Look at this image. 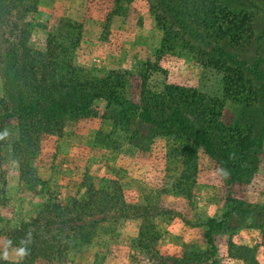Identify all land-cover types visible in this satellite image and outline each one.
Here are the masks:
<instances>
[{"label": "rangeland", "instance_id": "374dc122", "mask_svg": "<svg viewBox=\"0 0 264 264\" xmlns=\"http://www.w3.org/2000/svg\"><path fill=\"white\" fill-rule=\"evenodd\" d=\"M223 3L227 11L222 17L201 19L228 39V51L241 61L240 66L223 72H207L195 58L194 45L180 42L175 50L162 52L164 31L157 26L150 0H40L31 43L44 48L49 41L66 40L73 47L75 63L93 73L103 68L126 70L131 80L128 96L134 102L139 101L145 72L155 91L175 84L223 94L225 83L230 82L233 89L224 99L223 121L231 143L239 129L259 136L264 127V101L257 93L260 82L252 73L264 60V3ZM0 100L10 109L18 102L16 92L6 89L1 64ZM134 119L132 128L140 140L132 141L126 129L109 118L107 102L99 99L91 115L67 119L60 134H44L31 162L43 184L34 187L22 178L11 150L19 136L18 121H7L0 256L7 252L8 259L0 264L22 262L21 247L9 244L8 233L35 215L34 203L51 198L70 205L84 192L85 179L98 188L105 180L115 179L128 205L147 206L161 235L157 248L165 255L181 257L192 245L206 248L205 222L215 217L222 222L215 231L220 264H264V150L251 184L227 186L219 163L199 149L198 172L180 188L185 168L177 150L182 140L155 137L151 126L146 129L142 119ZM141 224L142 219L133 216L105 223L92 244L72 245L63 261L149 264L140 246ZM34 264L59 263L39 257Z\"/></svg>", "mask_w": 264, "mask_h": 264}, {"label": "trees", "instance_id": "16d2710c", "mask_svg": "<svg viewBox=\"0 0 264 264\" xmlns=\"http://www.w3.org/2000/svg\"><path fill=\"white\" fill-rule=\"evenodd\" d=\"M39 1L0 0V64L6 89L14 90L18 96L12 109L0 100V198L7 184L3 168V155L8 151L7 121H18L19 136L11 150L22 178L34 187L43 184L31 165L40 150L42 136L62 133L67 119L91 115L99 99L107 102L109 118L115 126L126 129L132 141L140 140L139 133L132 128L137 116L146 129L152 127L155 137L182 140L177 150L185 168L179 179L180 188L198 172L199 149L219 163L227 186L251 184L264 150V127L259 136L239 129L229 143L223 111L224 99L233 89L230 82L225 83L223 94L175 84L155 91L145 72L141 74L139 101H131V80L126 70L103 68L93 73L75 63L73 47L66 40L49 41L44 48L31 43ZM150 1L157 26L164 31L162 52L175 50L180 42L194 45L198 50L195 58L209 73L241 65L227 49L228 39L201 21L203 16L222 17L227 11L223 0ZM262 66L264 60L252 73L260 82L257 93L264 101ZM139 148L144 150L141 144ZM82 186L84 192L70 205L51 198L34 203L35 215L8 233L9 244L26 249L27 254L22 262L3 264H34L39 257L66 264L63 258L72 245L88 246L105 223L130 216L142 219L140 246L149 264H220L215 238V231L222 225L218 218L208 217L205 222L206 248L192 245L181 257H172L157 248L161 235L151 221V210L147 206L128 205L119 181L107 179L98 188L85 179ZM241 249L250 250L245 246Z\"/></svg>", "mask_w": 264, "mask_h": 264}, {"label": "clouds", "instance_id": "9594fccd", "mask_svg": "<svg viewBox=\"0 0 264 264\" xmlns=\"http://www.w3.org/2000/svg\"><path fill=\"white\" fill-rule=\"evenodd\" d=\"M21 257H23L24 255L27 254L26 249L21 248L19 249V253H18ZM8 259V253L4 252V254L2 256H0V260H7Z\"/></svg>", "mask_w": 264, "mask_h": 264}]
</instances>
